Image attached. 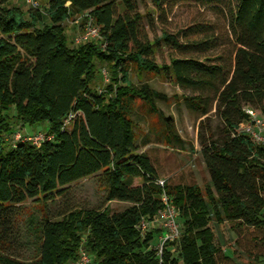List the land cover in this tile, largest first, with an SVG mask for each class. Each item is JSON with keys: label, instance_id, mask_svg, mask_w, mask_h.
<instances>
[{"label": "trees", "instance_id": "trees-1", "mask_svg": "<svg viewBox=\"0 0 264 264\" xmlns=\"http://www.w3.org/2000/svg\"><path fill=\"white\" fill-rule=\"evenodd\" d=\"M9 1L0 0V264H67L81 245L94 264H238L235 249L231 256L224 253L232 234L245 253L264 257V143L240 130L246 107L264 112V0H235L229 30L236 48L226 74L210 58L192 56L215 46L207 23L190 24L176 35L162 29L150 39L139 30L142 15L132 0H122L121 13L116 0H48L44 11L30 6L27 13ZM150 1L158 10L166 0ZM84 12L93 18L100 42L70 44L63 22ZM160 43L184 53L158 63L153 57ZM98 65L107 67L110 79L100 91L93 87ZM132 71L168 75L183 90H211L224 136L221 142L200 141L208 183L161 172L162 159L139 151L131 118L135 102L157 112L155 101L166 96L147 83L133 84ZM182 98L201 115L211 109L201 93ZM241 102L248 106L241 110ZM158 115L164 126L159 141L185 150L172 117ZM12 120L46 124L53 138L13 144L7 137ZM90 176L105 202L130 205L114 212L107 206L73 208L58 220L44 216L35 258L22 261L7 252L24 202L44 204L60 187ZM161 192L178 210L180 235L165 241L159 254L162 229L150 221L162 207ZM142 219L148 223L144 232L137 228Z\"/></svg>", "mask_w": 264, "mask_h": 264}, {"label": "rangeland", "instance_id": "rangeland-1", "mask_svg": "<svg viewBox=\"0 0 264 264\" xmlns=\"http://www.w3.org/2000/svg\"><path fill=\"white\" fill-rule=\"evenodd\" d=\"M43 1L39 0L38 7L41 9H43ZM132 1L135 3L136 11L142 15L139 21V30L150 39L157 38L162 29L176 35L180 29L190 24H209L211 29L208 34L214 36V48L201 53L195 51L192 56L201 59L204 57L210 58L207 61L208 63L221 65L225 74L231 72L236 45L229 30V21L234 13L235 0H166L162 9L158 10L150 0ZM13 2L18 4L25 13L31 8L25 0L9 1V3ZM115 6L119 13L124 11L122 0H116ZM43 21H47L45 15H43ZM83 22L84 18H77L72 20L70 26H65V34L70 44L79 43H76L75 40L83 32ZM72 25L75 27H72ZM94 41L98 40L94 39ZM183 53V51L172 49L170 45L161 44L153 58L158 63H167L170 57H179ZM108 74V69L105 65H98V72L93 83L95 90L100 91L110 83ZM129 78L135 85L139 86L147 83L151 88L166 96L165 100L157 99L155 101L157 112H148V106L142 101L135 102L136 110L132 113L131 118L134 122V130L137 137L136 144L139 151H150V154L162 159L161 163H158V168L161 172L168 170L173 172V174H180L183 180H188V177L191 176L201 186L204 183H208L210 175L200 154V141L212 139L221 142L224 136V122L220 112L215 110V102H211L213 98L211 90L193 91L190 89H179L168 75L165 76L162 73L152 74L132 71ZM199 93L209 98L208 103L211 109L205 115H201L198 110L192 109L182 98V95ZM246 106L248 105L244 102L240 103L241 110ZM256 109L257 118H261L264 121V112H261L259 108ZM158 112L164 116L172 117L176 133L184 141L185 150L164 147L159 141L164 126ZM10 114H14L13 109L10 110ZM237 115L235 112L234 117L236 118ZM259 125L257 128L260 129V135L262 140H264V122ZM43 126L42 124L33 126L22 125L20 121L12 120L11 130L20 134L35 132V130L44 132ZM159 179L164 180V177ZM133 184L138 185L140 181L134 180ZM261 196L264 197V191L261 192ZM129 205L127 202L120 201L105 202L103 191L99 187L95 176L77 180L60 187L59 191L47 199L44 204L36 203L33 199H28L22 204L24 211L16 222L18 235L16 239L12 240L7 252L22 261H30L35 258L40 244V226L44 221V216L51 220H58L64 213L73 208L103 209L107 206L111 212H114L120 211ZM157 217L158 214L155 217L154 226L159 227L160 220ZM231 236L232 241L229 247L224 248L226 255L231 256V250L235 249L236 253L233 252L232 259L237 261L238 264H264V257L255 259L245 253L242 248L234 243L235 236L233 234ZM156 237L157 235L155 234V240ZM172 252L173 254L177 253L176 246H173ZM89 255L94 261L93 256L90 253Z\"/></svg>", "mask_w": 264, "mask_h": 264}, {"label": "built area", "instance_id": "built-area-1", "mask_svg": "<svg viewBox=\"0 0 264 264\" xmlns=\"http://www.w3.org/2000/svg\"><path fill=\"white\" fill-rule=\"evenodd\" d=\"M26 2L31 6V7H37L38 4L34 0H26ZM79 18H84V22L82 24V29L83 32L82 34L75 40V42H86L89 40H94L97 39L100 42V35L98 32V28L93 20V18L88 15L87 12H84L82 14H79L76 16L75 20ZM244 112L247 114L248 119L244 121L240 125V130L248 133L252 140L255 143H262V137L260 135V129L257 128V126H260L259 124L262 125L261 118H257L258 114L256 110L246 107L244 109ZM73 114L69 113L63 120V124L67 127L70 125V122L72 120ZM257 129H256V128ZM11 142L14 144L17 141L21 142H29L34 145H39V143L45 141V140H50L52 139V135L48 134L47 132H42V131H35L33 133H26V134H20L19 132H11L7 136ZM157 183L162 186L163 185V180L158 179ZM160 202H161V209L158 212V217L160 220V225L159 227L162 229L161 234L159 235L158 239V252L159 254L161 253L162 250V245L165 241H173L176 240L179 235H180V225L177 222V217H178V210L175 207V205L172 203L171 199L165 192H161L160 194ZM154 218L152 221H150V225L154 227ZM148 223L146 220L142 219L139 224L137 225V228L141 231L144 232L147 229ZM156 227V226H155ZM77 257L76 259L72 260L69 262V264H94L93 259L89 255L87 249L81 245L78 248L77 252Z\"/></svg>", "mask_w": 264, "mask_h": 264}, {"label": "crops", "instance_id": "crops-1", "mask_svg": "<svg viewBox=\"0 0 264 264\" xmlns=\"http://www.w3.org/2000/svg\"><path fill=\"white\" fill-rule=\"evenodd\" d=\"M26 1V0H25ZM37 4H39V0H34ZM47 1L48 0H44L43 2H44V5H43V9H41L40 7V9L42 10V11H44L45 9H46V7H47ZM14 3V2H13ZM18 5V4H17ZM72 20H75L74 19V17H70V18H68L65 22H63V26H64V31H65V28L67 27V26H70V24H72ZM74 22V21H73ZM66 26V27H65ZM72 27H75V26H73L72 25ZM42 125H44L43 126V128L45 129L46 128V124H42ZM36 131V130H35ZM27 132V131H26ZM34 132V131H33ZM33 132H28V133H33Z\"/></svg>", "mask_w": 264, "mask_h": 264}]
</instances>
